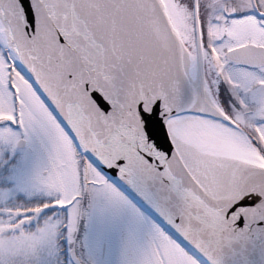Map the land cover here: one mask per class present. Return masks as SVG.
I'll use <instances>...</instances> for the list:
<instances>
[{
    "label": "snow or ice",
    "instance_id": "6c2138e0",
    "mask_svg": "<svg viewBox=\"0 0 264 264\" xmlns=\"http://www.w3.org/2000/svg\"><path fill=\"white\" fill-rule=\"evenodd\" d=\"M0 264H264V0H0Z\"/></svg>",
    "mask_w": 264,
    "mask_h": 264
},
{
    "label": "water",
    "instance_id": "95a60500",
    "mask_svg": "<svg viewBox=\"0 0 264 264\" xmlns=\"http://www.w3.org/2000/svg\"><path fill=\"white\" fill-rule=\"evenodd\" d=\"M166 230L171 234V235H175L174 231L170 228H167V226H165Z\"/></svg>",
    "mask_w": 264,
    "mask_h": 264
}]
</instances>
